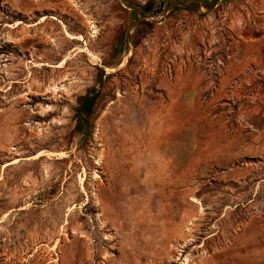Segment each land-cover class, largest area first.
<instances>
[{"label": "rangeland", "instance_id": "374dc122", "mask_svg": "<svg viewBox=\"0 0 264 264\" xmlns=\"http://www.w3.org/2000/svg\"><path fill=\"white\" fill-rule=\"evenodd\" d=\"M188 1L0 0V264H264V0Z\"/></svg>", "mask_w": 264, "mask_h": 264}, {"label": "trees", "instance_id": "16d2710c", "mask_svg": "<svg viewBox=\"0 0 264 264\" xmlns=\"http://www.w3.org/2000/svg\"><path fill=\"white\" fill-rule=\"evenodd\" d=\"M182 3H189L190 1L188 0H179ZM204 4L205 7H207V0H201ZM144 15H150L147 12H144ZM121 37H123V35H121ZM119 40L118 43V48L119 51L121 50V48H123V40L121 39ZM97 101V94H92V95H87L84 96L80 99V103L78 108L76 109V114H75V118H76V125H75V130L77 131V133H79L80 135H85L88 131V129L86 128L89 125V120L91 119L92 115H93V110H94V106L96 104Z\"/></svg>", "mask_w": 264, "mask_h": 264}]
</instances>
